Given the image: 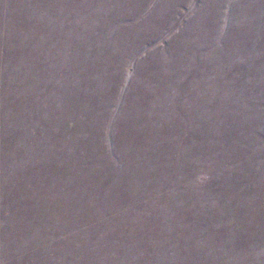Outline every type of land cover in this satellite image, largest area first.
Returning a JSON list of instances; mask_svg holds the SVG:
<instances>
[{
    "label": "rangeland",
    "instance_id": "rangeland-1",
    "mask_svg": "<svg viewBox=\"0 0 264 264\" xmlns=\"http://www.w3.org/2000/svg\"><path fill=\"white\" fill-rule=\"evenodd\" d=\"M0 264H264V0H0Z\"/></svg>",
    "mask_w": 264,
    "mask_h": 264
}]
</instances>
